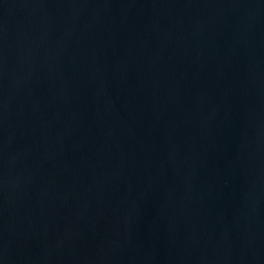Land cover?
<instances>
[{
    "label": "water",
    "instance_id": "water-1",
    "mask_svg": "<svg viewBox=\"0 0 264 264\" xmlns=\"http://www.w3.org/2000/svg\"><path fill=\"white\" fill-rule=\"evenodd\" d=\"M0 264H264V0H0Z\"/></svg>",
    "mask_w": 264,
    "mask_h": 264
}]
</instances>
